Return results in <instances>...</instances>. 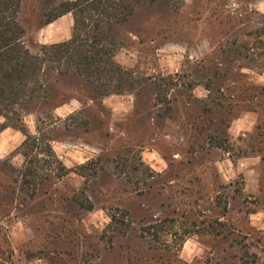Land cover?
Listing matches in <instances>:
<instances>
[{
	"label": "rangeland",
	"instance_id": "374dc122",
	"mask_svg": "<svg viewBox=\"0 0 264 264\" xmlns=\"http://www.w3.org/2000/svg\"><path fill=\"white\" fill-rule=\"evenodd\" d=\"M59 1L21 0L30 51L70 38L71 14L43 26ZM263 19L264 0H153L109 34L132 92L52 71L50 102L22 121L54 156L0 138V264H264V96L245 98L264 70L222 52L253 47ZM208 96L237 115L225 136Z\"/></svg>",
	"mask_w": 264,
	"mask_h": 264
},
{
	"label": "trees",
	"instance_id": "16d2710c",
	"mask_svg": "<svg viewBox=\"0 0 264 264\" xmlns=\"http://www.w3.org/2000/svg\"><path fill=\"white\" fill-rule=\"evenodd\" d=\"M151 3L153 0H60L43 12V26L71 14L73 25L70 38L60 43L40 45L37 52H32L24 44L25 30L18 19L21 0H0V116L4 119L0 130L11 128L24 136L20 149L25 159L27 151L33 149L54 156L50 141L29 134L22 121L24 114H32L30 111H37L50 102L48 75L52 71L60 76L80 77L93 87L100 98L134 90L135 84L129 80L131 73L115 61V44L109 34L113 27L125 23L136 11ZM254 36L257 39L253 47L232 40L226 41V49L222 52L235 60L241 56L252 60L256 56V59L262 60L259 66L264 70V27L257 30ZM250 50L256 53L248 56ZM174 78L169 76L162 81L173 84ZM253 90L257 91L256 94H248L246 100L264 96V87L247 89ZM198 102L203 105L204 113L223 117L217 132L225 136L230 119L237 116L233 115L232 105L223 104L214 96ZM63 104L65 102L55 106L53 111ZM213 138L215 140L217 136ZM59 171L60 176L67 172L63 166L59 167ZM29 172L32 171L29 169ZM88 208L91 209V205ZM113 221L111 218L109 227L113 228Z\"/></svg>",
	"mask_w": 264,
	"mask_h": 264
},
{
	"label": "crops",
	"instance_id": "0c3cea01",
	"mask_svg": "<svg viewBox=\"0 0 264 264\" xmlns=\"http://www.w3.org/2000/svg\"><path fill=\"white\" fill-rule=\"evenodd\" d=\"M75 103H77V102H75L74 100H71L68 103H65L62 106L56 108L54 111H55V113L63 112L66 110H67L66 112H68V113L73 112L77 108V107H75ZM7 130H8V128L0 131V138L7 135Z\"/></svg>",
	"mask_w": 264,
	"mask_h": 264
},
{
	"label": "built area",
	"instance_id": "2783aa9c",
	"mask_svg": "<svg viewBox=\"0 0 264 264\" xmlns=\"http://www.w3.org/2000/svg\"><path fill=\"white\" fill-rule=\"evenodd\" d=\"M61 158V157H60Z\"/></svg>",
	"mask_w": 264,
	"mask_h": 264
}]
</instances>
